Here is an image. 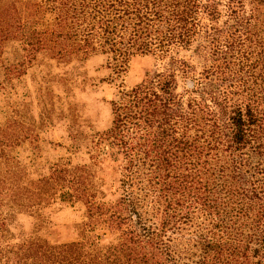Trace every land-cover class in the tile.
Masks as SVG:
<instances>
[{"label":"trees","instance_id":"16d2710c","mask_svg":"<svg viewBox=\"0 0 264 264\" xmlns=\"http://www.w3.org/2000/svg\"><path fill=\"white\" fill-rule=\"evenodd\" d=\"M217 17L208 0H0V53L7 44L19 52L9 74L93 56H105L114 79L134 56L169 64L119 85L108 129L72 134L85 139L87 164L55 163L30 178L3 151L22 127L0 129V264H264V89L241 98L206 90L208 72L195 77L176 58L208 35L201 18ZM173 71L191 84L183 94ZM104 169L113 201L104 200ZM52 203L83 208L76 241L9 233V211L35 215ZM186 227L196 229L190 254L176 245Z\"/></svg>","mask_w":264,"mask_h":264},{"label":"rangeland","instance_id":"374dc122","mask_svg":"<svg viewBox=\"0 0 264 264\" xmlns=\"http://www.w3.org/2000/svg\"><path fill=\"white\" fill-rule=\"evenodd\" d=\"M208 1L216 9L217 19L209 22L201 18L200 23L209 29L208 35L200 33L188 50L177 52L176 58L187 62L195 77L203 69L208 72V80L201 85L206 90L229 92L241 98L264 89L260 82L264 78V0ZM17 55L16 44H7L0 53V129L9 122L22 127L19 141L10 142V148L3 151L33 179L45 176L55 163L87 164L85 139L110 127V103L117 101L119 85L131 88L169 68L165 60L134 56L122 75L114 79L105 66V56H93L64 65L32 62L20 66L17 74H9L4 68L14 63ZM173 74L177 92L183 94L191 88L179 72ZM77 132L85 139H72ZM99 174L106 183L102 188L104 200H115L114 188L107 189L110 182L115 184L114 176L106 169ZM7 206L1 207V214H6ZM9 214V233L36 231L50 244L76 241V226L83 221L82 207L61 203L39 207L35 215L16 211ZM201 219L199 214L196 221ZM194 230L190 227L182 231L177 248L189 254L195 251L193 242L187 241Z\"/></svg>","mask_w":264,"mask_h":264}]
</instances>
